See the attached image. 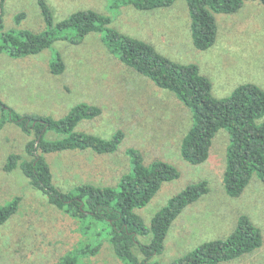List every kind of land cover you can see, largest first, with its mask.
<instances>
[{"label": "rangeland", "instance_id": "rangeland-1", "mask_svg": "<svg viewBox=\"0 0 264 264\" xmlns=\"http://www.w3.org/2000/svg\"><path fill=\"white\" fill-rule=\"evenodd\" d=\"M45 1L54 22L83 9L109 15L111 26L119 32L151 43L175 62L197 65L209 79L216 98L229 96L244 83H255L264 90V5L257 1H245L233 14L215 13L217 35L206 50L192 44L184 0L153 10L117 7L119 0ZM19 13L24 17L17 23L15 15ZM0 18L5 29L40 32L45 28L36 0H4ZM100 37V33L91 32L77 44L55 40L49 49L20 58L0 54V99L9 107L19 113L57 119L77 103H88L100 107L101 113L80 121L76 130L106 139L118 129L124 133L114 153L96 154L85 149L45 154L53 184L61 191H70L81 183L115 187L132 167L125 150L134 148L145 164L165 161L179 173L177 178L162 183L144 207L136 209L147 225L170 197L189 184L205 180L209 186L206 194L188 204L174 219L162 253L152 261L166 264L204 241L227 237L234 230L237 217L245 214L260 228L262 245L219 264H264V182L253 176L240 196L225 193L222 174L228 132L217 131L205 162L192 164L184 160L180 143L190 125V109L172 92L121 63ZM53 52H59L65 63L61 75L49 70ZM26 140L12 123L0 130V205L19 197L16 213L0 226V264H54L79 243L86 242V236L76 219L30 186L19 167L11 172L4 170L9 154H23ZM140 240L147 242L149 237ZM79 264L123 263L103 240L97 253L82 256Z\"/></svg>", "mask_w": 264, "mask_h": 264}, {"label": "trees", "instance_id": "trees-1", "mask_svg": "<svg viewBox=\"0 0 264 264\" xmlns=\"http://www.w3.org/2000/svg\"><path fill=\"white\" fill-rule=\"evenodd\" d=\"M177 0H119L117 7L131 6L153 10L171 6ZM190 17L192 44L199 50L211 47L217 35L215 13L233 14L248 0H184ZM257 1L264 5V0ZM45 28L5 29L0 18V54L12 58L34 55L49 49L55 40L70 44L82 41L91 32L100 33L102 43L121 63L150 79L157 87L172 92L191 111L190 125L182 136L180 155L192 164L205 162L213 137L220 129L229 135L222 183L230 197L240 196L253 176L264 182V90L255 83L237 86L229 96L216 98L209 79L193 63L181 64L163 54L149 42L119 32L111 26L112 18L93 9L72 12L54 22L45 0H36ZM4 0H0L3 4ZM120 8V9H121ZM23 13L15 15L18 23ZM53 75H61L65 63L59 52L49 61ZM101 113L100 107L79 102L70 111L53 118L36 113H19L0 99V130L12 123L27 140L23 154L7 156L4 170L19 167L30 186L46 196L49 203L79 222L86 236L54 264H79L82 256L94 255L103 240L123 264H159L152 261L162 253L164 240L174 219L188 205L209 191L205 180L189 184L170 197L150 218L147 225L136 209L144 207L162 183L178 177L171 164L153 160L145 164L134 148L125 150L132 162L115 187L81 183L70 191L59 190L45 154L65 150L90 149L96 154L114 153L124 137L116 130L108 139L76 130L78 123ZM52 133V134H48ZM19 197L0 205V226L17 211ZM103 233V235H101ZM141 237H149L147 242ZM262 233L245 214L237 217L234 230L225 238L200 243L185 255L166 264H219L239 258L262 245Z\"/></svg>", "mask_w": 264, "mask_h": 264}]
</instances>
